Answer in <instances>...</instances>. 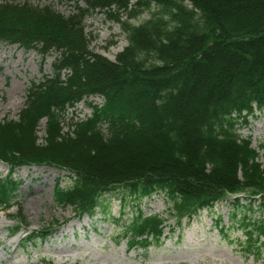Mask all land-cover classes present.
I'll use <instances>...</instances> for the list:
<instances>
[{"label": "trees", "instance_id": "1", "mask_svg": "<svg viewBox=\"0 0 264 264\" xmlns=\"http://www.w3.org/2000/svg\"><path fill=\"white\" fill-rule=\"evenodd\" d=\"M82 1L73 0L67 15L50 4L0 1V43L55 53L52 72L26 87L18 118L0 123V162L11 171H68L72 185L56 184L53 200L75 217L107 215L106 194L120 188V203L136 207L162 195L167 218L139 208L120 218L113 237L129 249L161 244L166 220L171 233L179 231L184 219L224 201L242 228L240 248L259 256L264 216L250 213L264 210V169L235 125L264 110V0ZM144 11L147 19L131 22ZM97 12L113 17L126 36L114 60L89 49L83 19ZM92 95L102 103L87 101L91 114L61 132L67 109ZM16 188L11 176L0 178L1 209L14 205ZM8 216L9 234L27 227L21 208ZM66 220L26 231L21 241H45Z\"/></svg>", "mask_w": 264, "mask_h": 264}, {"label": "rangeland", "instance_id": "2", "mask_svg": "<svg viewBox=\"0 0 264 264\" xmlns=\"http://www.w3.org/2000/svg\"><path fill=\"white\" fill-rule=\"evenodd\" d=\"M5 1L16 5L24 2L39 6L50 4L65 15L71 13L76 5L73 0ZM83 4L79 0V5ZM148 17L149 11H144L131 22L138 24ZM83 25L89 49L110 60H114L127 44L120 24L104 13L86 15ZM54 58V52L43 56L36 49L0 43V123L18 118L24 105L26 87L30 81H40L52 72ZM87 101L102 103L103 99L92 95L68 108L61 122V132L71 129L72 121L91 114ZM45 121L42 119L36 127L39 144L44 143L46 136ZM235 128L239 137H249L250 146L257 152L256 160L264 169V110L255 111L254 116L238 122ZM28 168L30 171H19L18 168L11 171L7 164L0 163V178L11 176L17 182L14 205L7 211L0 208V264H37L42 260L52 264H264V246L257 257L246 255L240 248L242 228L230 219L231 206L224 201L216 202L211 209L199 210L187 222L184 219L179 231L174 229L171 233V219L166 220L161 244L152 245L146 251L129 249L125 241L117 243L113 237L120 230L121 220L130 218L137 208L145 215L157 213L167 218L168 203L162 195L143 198L136 207L130 201L120 203V193L124 192L120 188L106 194L107 215L97 212L93 217L83 215L78 220L71 206H58L53 200L56 184L65 188L72 185L69 172L50 167ZM19 208L27 227L9 234L14 222L8 213L16 214ZM239 211H236V218ZM250 214L264 216V210ZM218 215L220 220L216 224ZM63 219H67L66 222L45 241L38 238L35 244L21 241L26 231L38 230L54 220ZM220 225L225 227V233L219 231Z\"/></svg>", "mask_w": 264, "mask_h": 264}, {"label": "bare ground", "instance_id": "3", "mask_svg": "<svg viewBox=\"0 0 264 264\" xmlns=\"http://www.w3.org/2000/svg\"><path fill=\"white\" fill-rule=\"evenodd\" d=\"M35 168H38V167H35ZM35 168H34V169H35ZM30 169H31V168H30ZM18 170H19V171H24V170L26 171V170H29V168L23 166V167H19ZM29 171H30V170H29ZM50 225H52V223H51ZM57 225H58V224H57ZM61 225H62V224H61ZM61 225H60V226H61ZM57 227H58V226H57ZM50 230H51V229H50ZM51 231H52V230H51ZM49 233H50V232H49Z\"/></svg>", "mask_w": 264, "mask_h": 264}]
</instances>
